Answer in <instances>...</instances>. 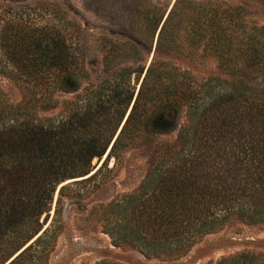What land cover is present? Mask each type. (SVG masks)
Masks as SVG:
<instances>
[{"label":"trees","instance_id":"16d2710c","mask_svg":"<svg viewBox=\"0 0 264 264\" xmlns=\"http://www.w3.org/2000/svg\"><path fill=\"white\" fill-rule=\"evenodd\" d=\"M190 5L195 32L207 37L205 46L217 53L218 67L239 78L197 80L185 69L159 62L168 15L133 102L129 84L118 77L79 89L78 46L66 20L60 25L54 12L47 17L33 8L0 11L3 71L22 85L27 103H42L33 112L26 102L10 104L0 93V248L14 245L3 264H47L57 227L52 220L45 227V218L39 221L51 210L57 214L64 185L52 208L57 186L87 174L93 158L105 155L89 177L96 174L138 137L141 123L156 133L174 129L162 114L176 106L185 114L177 126L178 145L160 142L136 190L113 204L130 219L117 239H140L147 246L161 242L163 251L180 252L233 216L264 222V83L256 88L246 80L264 76V24L245 27L234 49L226 42L227 10L213 1ZM235 50L239 62L225 58ZM54 90L74 98L57 111L46 109ZM150 107H158L152 116ZM215 264H264V252L243 251Z\"/></svg>","mask_w":264,"mask_h":264},{"label":"rangeland","instance_id":"374dc122","mask_svg":"<svg viewBox=\"0 0 264 264\" xmlns=\"http://www.w3.org/2000/svg\"><path fill=\"white\" fill-rule=\"evenodd\" d=\"M197 1H213L227 10L226 42L234 49L239 48V38L245 27L250 31L253 25L264 24V2L261 0H0V11L33 8L46 12L47 17L54 12L55 21L60 25L66 20L78 46L74 72L79 89L97 87L107 77H118L125 80V85L129 84L133 102L154 55L159 28L168 15L170 20L162 32L156 55L159 62L185 69L197 80L211 76L239 78L218 67L217 53L205 46L207 37L195 32L188 14L190 3ZM225 58L239 62V50ZM0 59L2 98L10 104L26 102V107L33 112L40 111L42 103H27L26 91L3 71L4 57ZM142 68L139 81L135 83L134 76ZM246 80L251 87L257 88L263 85L264 76L254 74ZM73 98V93L54 90L52 100L44 108L57 111L64 100ZM156 109L147 115L152 116ZM162 115L163 119L171 121L174 129L156 133L147 131L141 123L138 137L123 147L116 159L110 158L96 174L89 177L102 164L105 155L99 160L93 158V168L87 174L67 178L57 186L52 208L58 189L64 185L57 214L53 215L51 210L47 217L42 214L39 221L42 223L45 218V227L52 220V227H57L47 264H215L221 257L243 251L264 252V222L251 223L236 216L215 230L200 234L191 246L180 252L163 251L165 247L161 242L147 246L140 239L132 243L117 239L130 219L128 211L119 212L114 202L136 190L160 142L178 145L177 126L185 120L183 109L176 106ZM13 247L9 243L6 250L0 248V264Z\"/></svg>","mask_w":264,"mask_h":264},{"label":"water","instance_id":"95a60500","mask_svg":"<svg viewBox=\"0 0 264 264\" xmlns=\"http://www.w3.org/2000/svg\"><path fill=\"white\" fill-rule=\"evenodd\" d=\"M131 106V105H130ZM130 109V108H129ZM115 138V137H114ZM111 145V144H110Z\"/></svg>","mask_w":264,"mask_h":264}]
</instances>
